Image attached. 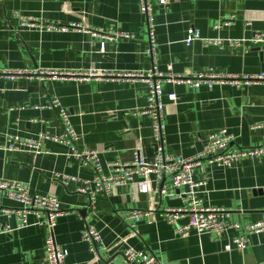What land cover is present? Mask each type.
<instances>
[{
    "label": "crops",
    "instance_id": "0c3cea01",
    "mask_svg": "<svg viewBox=\"0 0 264 264\" xmlns=\"http://www.w3.org/2000/svg\"><path fill=\"white\" fill-rule=\"evenodd\" d=\"M152 15L154 56L146 52L147 25L139 12V0H0V70L137 73L155 66L174 75L264 74V45L220 50L201 41L188 47L183 42L190 28L203 38L251 37L264 28V0H169L164 7L155 3ZM19 16L67 30L22 29ZM217 24L219 28H215ZM115 30L131 34L133 39L108 42L104 37ZM102 43L104 54L99 51ZM256 47L263 52L262 60L253 50ZM171 93L176 95L174 103L167 99ZM146 95L147 86L140 80L0 78V146L8 137L60 134L56 111L39 108L56 97L70 116L78 136L76 146L100 153L102 175L107 174L108 163L131 162L139 147L149 161L155 148L150 119L142 113ZM162 102L164 152L170 156H196L207 137L222 128L233 136L232 148L264 146V82L212 88L164 83ZM42 147L44 153L37 156L0 151V178L22 183L32 195L57 198L62 214L56 219L54 240L67 250L66 264H125L123 251L128 247L154 255L163 264L264 263V234L249 236L243 252L224 250L239 234L233 229L220 237L194 232L187 238L177 237L158 213L181 206L174 195L140 194L135 184H126L108 197L99 195L94 209H86L87 196L76 192L81 183L64 188L55 176L91 180L93 169L67 158L64 145L43 141ZM194 179L204 182L198 190L202 206L223 209L229 220L241 225L264 220V155L224 169L202 164L195 169ZM156 186L153 183L151 189ZM16 206L0 199V207ZM83 209L87 210L84 216L79 213ZM131 209L154 212L131 230L123 220ZM35 222L31 216L28 227L0 233V264H44L46 232ZM86 225L93 226L102 238L96 256L81 239Z\"/></svg>",
    "mask_w": 264,
    "mask_h": 264
},
{
    "label": "built area",
    "instance_id": "2783aa9c",
    "mask_svg": "<svg viewBox=\"0 0 264 264\" xmlns=\"http://www.w3.org/2000/svg\"><path fill=\"white\" fill-rule=\"evenodd\" d=\"M169 0H139V12L145 18L147 25V45L146 52L154 56L155 25L152 15L153 5L166 6ZM19 26L22 29H37L41 31H64L63 26L38 23L31 17H18ZM219 28V24L215 26ZM112 28L110 27L109 30ZM104 38L108 42L115 40L133 39V35L111 31ZM195 41L218 47L220 50L238 49L246 44L253 46L264 45L263 30L253 32L247 39L233 38H203L200 33L190 28L187 30L184 39L185 46H190ZM101 54L106 51L105 43L99 49ZM168 70L171 69L169 65ZM0 78L7 81L19 79L39 80L45 79H74L77 81H87L90 79H127L140 80L147 86L146 106L142 113L150 119L153 145L155 153L151 160L147 161L143 156L142 147L133 152V159L128 163H108L106 165L107 174H101V164L99 152L94 149L78 148L76 141L78 136L70 124L69 114L63 108L56 97H51L41 109L54 110L62 125V132L58 135L39 134L37 138L20 139L8 137L5 144L0 146V151L28 152L37 156L44 153L43 141H51L64 145L68 148L67 158L77 160L83 167H91L94 171L91 180H81L76 176L60 175L55 176L64 188L70 184L81 183L76 188V192L86 195L89 208L94 209V205L99 195L108 197L113 190L126 184H135L140 194L159 195L162 197L174 195L181 200V206L176 208H163L159 210L160 218L168 225L172 226L174 233L179 238H187L191 232L198 236L209 233L216 237L222 236L228 230H236L238 235L232 238L231 244L225 246V251L232 248L243 252L248 247V237L251 235L264 234V220L241 225L238 222L229 220L228 214L220 208L202 206V201L198 197V190L204 182L194 179V171L202 164L212 166L217 169L229 168L241 160L249 158H260L264 155V146L254 148H232L233 136L226 129H219L210 134L204 142L201 151L192 158L173 157L164 152V109L162 102V84H184L191 88L206 86L212 88L216 84H232L239 86L256 82H264V74L256 76H237L214 74L211 72L191 75H174L163 73L152 66L144 72H107L103 70H91L84 72L55 71L47 69H6L0 70ZM167 99L174 103L176 95L171 93ZM255 127H259L255 126ZM157 186L151 189V185ZM6 198L17 204L16 207H0V233L10 234L28 227L29 218L36 219L35 225L43 226L46 232L45 237V258L44 264H66L68 252L57 245L54 240V229L56 219L61 216L62 211L57 198L53 195H32L28 189L20 182L0 178V199ZM154 212V209H131L123 218L128 227L133 230L144 218ZM186 220L185 223L180 221ZM13 223H10V222ZM81 239L87 243L89 251L97 255L102 246V238L93 226L86 225L81 231ZM125 264H163L154 255L145 254L142 251L128 247L123 251Z\"/></svg>",
    "mask_w": 264,
    "mask_h": 264
},
{
    "label": "water",
    "instance_id": "95a60500",
    "mask_svg": "<svg viewBox=\"0 0 264 264\" xmlns=\"http://www.w3.org/2000/svg\"><path fill=\"white\" fill-rule=\"evenodd\" d=\"M255 52H258V54H259V58L262 60V58H263V52L261 51V48L260 47H256V48H254L253 49ZM89 208V205L86 207V209H88ZM86 209H83V210H81V211H79V213L82 215V216H84L85 214H86ZM262 264H264V263H262Z\"/></svg>",
    "mask_w": 264,
    "mask_h": 264
}]
</instances>
